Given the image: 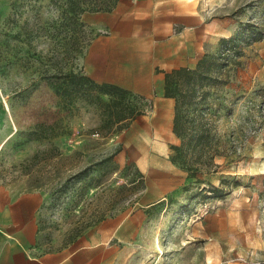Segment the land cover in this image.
I'll return each mask as SVG.
<instances>
[{"label":"rangeland","instance_id":"1","mask_svg":"<svg viewBox=\"0 0 264 264\" xmlns=\"http://www.w3.org/2000/svg\"><path fill=\"white\" fill-rule=\"evenodd\" d=\"M198 1L207 20L234 24L235 33L222 38L243 32L247 41L221 83L210 85L216 93L208 116L220 154L217 167L200 175L203 182L171 161L170 146L180 139L172 124L158 125V99L138 100L144 113L108 136L97 132V105L82 102L69 113L37 70L40 54L55 62L60 53L52 35L55 6L0 0V183L41 193L42 240L49 247L120 216L123 239L106 245L121 250L109 253L107 264H264V57L257 50L264 0ZM95 14H83L85 48L95 34L109 32L95 28ZM25 29L31 30L29 55ZM71 63L84 70V54L65 67ZM40 122H57L62 134L28 137ZM85 169L89 175L80 178ZM208 185L225 195L209 196Z\"/></svg>","mask_w":264,"mask_h":264},{"label":"crops","instance_id":"2","mask_svg":"<svg viewBox=\"0 0 264 264\" xmlns=\"http://www.w3.org/2000/svg\"><path fill=\"white\" fill-rule=\"evenodd\" d=\"M198 0H119L112 11L96 12L95 34L84 52V71L99 83H110L159 100L158 125L169 127L174 100L164 96L165 72L194 67L205 53L215 52L234 24L207 20ZM264 57V39L257 45ZM42 195L0 183V264H107V255L121 250L107 246L123 239L126 219L107 217L61 247L42 240L39 210Z\"/></svg>","mask_w":264,"mask_h":264},{"label":"trees","instance_id":"3","mask_svg":"<svg viewBox=\"0 0 264 264\" xmlns=\"http://www.w3.org/2000/svg\"><path fill=\"white\" fill-rule=\"evenodd\" d=\"M50 1L57 11V17L51 24L54 31L52 35L59 44L60 53L58 57L57 54L53 57L55 62L46 59L45 55H39L40 65L37 68L39 79L52 87L69 113L82 102L97 105L102 111L98 133L108 136L124 130L144 113L137 102L146 98L115 84L99 83L83 68H77L73 63L69 68L65 67L69 61L75 62L86 49L82 38L88 25L83 19V14L112 11L119 0ZM29 31L31 30L25 29L24 32L28 55L32 45ZM16 37H19V34ZM245 43L247 41L243 32L233 38H222L219 49L205 53L194 67L182 66L165 72L164 96L174 100L172 130L180 139L179 144L170 146V159L186 171L188 177L195 178L196 182H203L200 175L217 167L215 157L220 154L217 129L208 116L212 109L211 99L216 93L210 85L221 83L222 75L228 68L231 58L243 56ZM239 63L240 61H235L236 65ZM61 134L57 122L51 124L40 122L27 135L37 140H46ZM55 150L60 153L59 148L56 147ZM39 153L41 151L33 158L38 157ZM113 155L109 158L111 159ZM80 175L82 176L80 178H85L89 171L85 169ZM207 188L209 196L221 198L225 195L222 188L208 185L203 187V190Z\"/></svg>","mask_w":264,"mask_h":264}]
</instances>
